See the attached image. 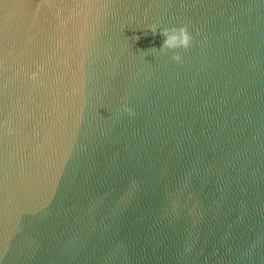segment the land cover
<instances>
[{
	"label": "water",
	"instance_id": "obj_1",
	"mask_svg": "<svg viewBox=\"0 0 264 264\" xmlns=\"http://www.w3.org/2000/svg\"><path fill=\"white\" fill-rule=\"evenodd\" d=\"M0 264H264V0H0Z\"/></svg>",
	"mask_w": 264,
	"mask_h": 264
},
{
	"label": "clouds",
	"instance_id": "obj_2",
	"mask_svg": "<svg viewBox=\"0 0 264 264\" xmlns=\"http://www.w3.org/2000/svg\"><path fill=\"white\" fill-rule=\"evenodd\" d=\"M152 33L156 34L158 24H152L149 26ZM161 33L165 36L163 45L161 46L159 52H171V60L180 63L182 62V57L179 54L178 49H188L192 43V35L188 30L186 25H180L179 27H163L160 28ZM123 112L127 113L129 117L135 116V110L128 106L126 102V97L122 98Z\"/></svg>",
	"mask_w": 264,
	"mask_h": 264
}]
</instances>
